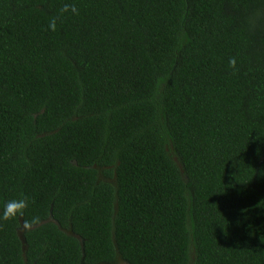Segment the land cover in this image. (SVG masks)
Wrapping results in <instances>:
<instances>
[{
	"label": "trees",
	"instance_id": "16d2710c",
	"mask_svg": "<svg viewBox=\"0 0 264 264\" xmlns=\"http://www.w3.org/2000/svg\"><path fill=\"white\" fill-rule=\"evenodd\" d=\"M21 196L0 264H264V0H0Z\"/></svg>",
	"mask_w": 264,
	"mask_h": 264
},
{
	"label": "clouds",
	"instance_id": "9594fccd",
	"mask_svg": "<svg viewBox=\"0 0 264 264\" xmlns=\"http://www.w3.org/2000/svg\"><path fill=\"white\" fill-rule=\"evenodd\" d=\"M61 14L70 13L72 15H79V9L75 4H64L60 9ZM57 27V18L53 17L49 20L48 30L55 31ZM235 59L229 60V66L235 67ZM30 201L27 197L21 196L17 199H11L0 207V221H7L16 217L22 216L25 210L29 207Z\"/></svg>",
	"mask_w": 264,
	"mask_h": 264
},
{
	"label": "water",
	"instance_id": "95a60500",
	"mask_svg": "<svg viewBox=\"0 0 264 264\" xmlns=\"http://www.w3.org/2000/svg\"><path fill=\"white\" fill-rule=\"evenodd\" d=\"M47 222L55 223V224L58 226V224H57L53 219H51V218H49L48 220H46V221H44V222H41V223L38 224V225H35V226H33V227H30V228H27V227H25L24 225L21 224L20 229H19V231H18V236H19V239H20V241L22 242L23 246L25 245V241H24L23 234H24L26 231L31 230V229H33V228H36V227H38V226H40V225H42V224H45V223H47ZM61 231H62L65 235H67V236L75 237L76 239H78L79 242H80L81 248L83 247V242H82V240H81L77 235H75L71 230H62V229H61ZM24 250H25V247H24ZM116 260L119 262V264H126L125 262L121 261V259H120L119 256L116 257Z\"/></svg>",
	"mask_w": 264,
	"mask_h": 264
}]
</instances>
